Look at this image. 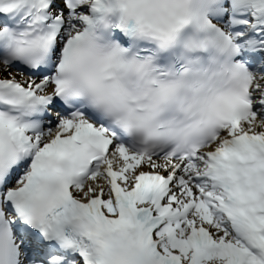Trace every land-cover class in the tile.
Instances as JSON below:
<instances>
[{
  "label": "snow or ice",
  "instance_id": "1",
  "mask_svg": "<svg viewBox=\"0 0 264 264\" xmlns=\"http://www.w3.org/2000/svg\"><path fill=\"white\" fill-rule=\"evenodd\" d=\"M0 264H264V0H0Z\"/></svg>",
  "mask_w": 264,
  "mask_h": 264
}]
</instances>
